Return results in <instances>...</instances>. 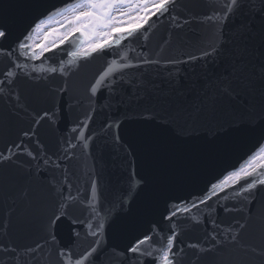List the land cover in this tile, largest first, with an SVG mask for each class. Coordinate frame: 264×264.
<instances>
[{"label": "water", "instance_id": "obj_1", "mask_svg": "<svg viewBox=\"0 0 264 264\" xmlns=\"http://www.w3.org/2000/svg\"><path fill=\"white\" fill-rule=\"evenodd\" d=\"M73 2L0 0V22L10 30L0 49H15L34 22ZM241 3L239 12L217 28L207 17L224 0H178L172 12L176 21L153 17L144 33L148 39L124 41L78 60V71L63 76L32 68H58L61 61L71 68L68 53L75 50V37L39 59L19 55L17 62L26 67L12 69L18 73L14 83L0 84V152L11 156L0 160V244L16 250H0V264H61L60 249L78 259L96 239L88 225L97 230L100 222L105 227L93 264H152L151 258L126 250L145 234L166 237L172 224L179 234L176 249H184L180 264H264V255L253 251L264 252V187L252 192L250 203L235 197L231 187L218 196L211 192L212 184L264 147V0ZM212 47L218 53L201 59ZM126 51L132 63H138L141 51L161 63L118 72L111 91L90 98L88 85L113 59L124 63ZM190 55L197 59L189 61ZM13 59L17 55H0V81ZM167 60L176 63L165 66ZM145 109L154 121L145 122ZM45 111L51 118L36 124L37 113ZM86 115L93 117L84 129L91 137L87 149L76 139L79 129L73 131ZM25 131L30 138L23 137ZM22 140L36 159L16 154L15 148L7 151ZM69 141L77 147L64 159ZM93 179L95 214L87 203ZM69 194L84 203L72 204L53 226V212ZM205 194L212 197L207 204L183 212ZM177 208L172 222L165 219ZM117 217L125 220L119 230L108 226ZM212 220L220 225L217 233L236 229L237 241L214 246ZM237 221L247 226L239 230ZM36 244L43 246L40 259L31 261L25 250Z\"/></svg>", "mask_w": 264, "mask_h": 264}, {"label": "snow or ice", "instance_id": "obj_2", "mask_svg": "<svg viewBox=\"0 0 264 264\" xmlns=\"http://www.w3.org/2000/svg\"><path fill=\"white\" fill-rule=\"evenodd\" d=\"M178 0H75L73 3H67L62 7L55 8L53 11L46 14V18H40L34 25L17 41L15 49L3 50L0 49V55L12 57L17 55V59L10 61V67L3 73L6 77L4 81H0V84L4 83H14L18 76V73L14 72L13 68H23L26 66L21 65L17 62L19 55H23L25 59H39L44 57L46 53L50 51H55L60 46L64 45L70 40L71 37H75L71 41L75 45V50L70 51L68 55L71 59L68 61V68L63 61L60 62L59 67H49L47 69H42L38 67H33L32 72L46 71L51 74L59 73L60 75H66L73 70H77L80 67L78 60L88 61L94 58L98 54H104L106 50L116 49L122 46V42L135 39H148L144 35L151 28L153 17L157 18V21L165 16H169L173 21L177 20V17L172 16L173 9L175 8ZM242 7L241 0H224V6L220 8H213L211 16L207 17L208 21H214L215 26L218 28L221 22L230 19L232 15L239 12ZM55 16H60L63 19V24L60 28H50L48 27ZM179 26V25H177ZM47 28V31H43V41L39 44L30 43L33 41V37L36 33L41 32L43 29ZM10 35V30L0 22V40L7 39ZM135 51V49H132ZM216 47H212L210 51H204L201 55L207 57L213 53H218ZM119 55V53H116ZM121 59L124 63H118L117 60L113 59L108 63L105 71H103L97 78L93 80L88 85V92L90 98L96 97L98 93L108 89L111 91L113 89V78L118 72H123L125 69L137 68L140 69L145 65H159L160 60H153L149 58L143 51H141L136 60L138 63H132L127 51L123 53ZM197 57L189 56L188 60H196ZM165 66L175 64L174 60H167L164 62ZM28 75V73H25ZM122 80V77H121ZM107 82V83H106ZM66 91V89H64ZM2 91V89H0ZM227 92V89H225ZM147 113L143 119L145 122L150 120L154 121L155 116L151 115L150 109H145ZM40 119H35L36 124L41 123L42 119H50V114L48 111L43 112L42 116L37 113ZM93 119L91 115H86L84 120L81 121L77 128L73 131L76 132L79 129V135L76 139L83 142V147L88 148V140L91 137L86 136L84 129L88 128L89 122ZM261 122L264 123V114L260 116ZM110 127V125H108ZM119 127V126H117ZM135 134V133H134ZM23 137L30 138V133L25 131ZM119 139V136H117ZM77 145L68 142V147L64 149V159H70L72 156L71 149L76 148ZM12 148L17 149L16 154L23 152L32 159H36V155L30 151L26 150L24 147V141L22 140L19 144H13L7 149L11 152ZM260 152L264 154V147L260 148ZM11 159V156H5L0 152V160ZM256 156L252 155L248 158L246 163L242 165L239 170L232 171L227 176L224 177L219 183L211 185V192L213 196H218L219 193L225 192L226 188H233L235 197H243L245 201L251 202V194L254 190H258L260 187H264V155L261 156V163H255ZM44 164H49V160L45 159ZM244 181L241 184V181ZM237 185L239 188L237 189ZM79 192V189L77 190ZM97 199V182L96 180H91V199L87 201L89 207L95 214L94 201ZM211 196L205 194V198L199 199L198 203L194 202L191 207H185L183 209L184 213H190L192 209L198 208L200 205L207 204L208 200H211ZM228 199V197H225ZM84 203L83 199L78 197H72L70 194L66 197H62L59 206L52 215L53 226L54 222L58 221L61 214L67 215V208L75 203ZM180 212L177 208L175 211H171L170 214L165 217L169 222H172L173 217H175ZM195 225L200 223L195 217L191 218ZM213 225V233L210 236L213 245H223L225 241L235 243L237 241V236L239 232L236 229L229 227L226 232L222 230L221 232H215V229L220 227L215 220L211 221ZM238 229L242 230L247 225L246 223H240L237 221ZM114 229L119 230L125 226V220L123 218L117 217L112 219L108 225ZM105 224L100 222L96 228L97 230H91L93 228L92 224L88 225L90 229L89 235L94 237L93 244L90 246L89 250L81 254L80 258L73 260L74 253H70L68 250L60 249L57 253L60 258L61 264H93L95 254L101 244V240L98 238L101 235L100 230L104 229ZM175 224H172L170 228V234L166 237L157 240L152 235H143L141 238H137L134 244L127 248L128 253L134 255L143 256L146 258H151L152 264H180L179 257L184 252V249H176V241L178 233L175 231ZM51 240L55 242V235H51ZM158 243L160 246L152 247V244ZM148 245L149 247H144ZM41 244H36L33 248H28L25 251L30 254V260L36 261L40 259V253L42 250ZM188 247L199 248L198 244H190ZM0 250L7 252H15L14 248L0 244ZM211 250V249H209ZM258 255H264V252H260L253 249Z\"/></svg>", "mask_w": 264, "mask_h": 264}, {"label": "bare ground", "instance_id": "obj_3", "mask_svg": "<svg viewBox=\"0 0 264 264\" xmlns=\"http://www.w3.org/2000/svg\"><path fill=\"white\" fill-rule=\"evenodd\" d=\"M58 20L61 21L62 18H60V19H58ZM54 21H57V20H52L51 23L54 22ZM48 27H50V26H48ZM43 31H47V28L43 29V30L40 32V35H35V44H39V43H40L39 38H40L41 36H43Z\"/></svg>", "mask_w": 264, "mask_h": 264}, {"label": "rangeland", "instance_id": "obj_4", "mask_svg": "<svg viewBox=\"0 0 264 264\" xmlns=\"http://www.w3.org/2000/svg\"><path fill=\"white\" fill-rule=\"evenodd\" d=\"M262 155H264V154H261V155H260V158H258V160H261V156H262Z\"/></svg>", "mask_w": 264, "mask_h": 264}]
</instances>
